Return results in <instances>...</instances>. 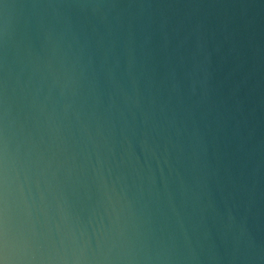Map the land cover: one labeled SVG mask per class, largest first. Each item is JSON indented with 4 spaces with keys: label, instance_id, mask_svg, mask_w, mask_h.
Masks as SVG:
<instances>
[{
    "label": "water",
    "instance_id": "1",
    "mask_svg": "<svg viewBox=\"0 0 264 264\" xmlns=\"http://www.w3.org/2000/svg\"><path fill=\"white\" fill-rule=\"evenodd\" d=\"M0 264H264V0H0Z\"/></svg>",
    "mask_w": 264,
    "mask_h": 264
}]
</instances>
